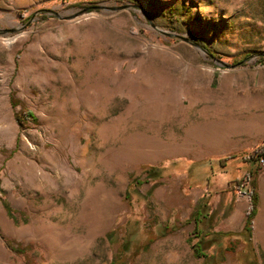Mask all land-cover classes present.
<instances>
[{
    "label": "rangeland",
    "instance_id": "rangeland-1",
    "mask_svg": "<svg viewBox=\"0 0 264 264\" xmlns=\"http://www.w3.org/2000/svg\"><path fill=\"white\" fill-rule=\"evenodd\" d=\"M262 58L264 0H0V264H212L254 192L264 264Z\"/></svg>",
    "mask_w": 264,
    "mask_h": 264
},
{
    "label": "trees",
    "instance_id": "trees-1",
    "mask_svg": "<svg viewBox=\"0 0 264 264\" xmlns=\"http://www.w3.org/2000/svg\"><path fill=\"white\" fill-rule=\"evenodd\" d=\"M213 57V56H211ZM264 60V58H262ZM242 63V61L237 62L236 64ZM228 159H232L231 156L224 158L222 161H226ZM249 160H254L256 166L260 164L262 161L264 163V144L256 148L248 157ZM255 181L252 183L253 188L255 187ZM258 197L255 192L252 194L251 198V206L246 213V219L244 222V226L240 233H223L212 230V214H210L207 210V205L202 204L195 209V211L191 214L190 221L194 223V229L191 236L188 239V243L190 244L191 250L193 251V255L196 258H203L205 262L211 261L212 264L217 260V257L221 259V253L210 256L208 254V250H210L213 246H219L221 251H230L231 245L229 243L222 247L220 246V242L223 239H234L237 241L239 237H242L246 240V242H251V225L252 220L256 215V206H257Z\"/></svg>",
    "mask_w": 264,
    "mask_h": 264
},
{
    "label": "crops",
    "instance_id": "crops-1",
    "mask_svg": "<svg viewBox=\"0 0 264 264\" xmlns=\"http://www.w3.org/2000/svg\"><path fill=\"white\" fill-rule=\"evenodd\" d=\"M241 208H242V206H240L239 209H241ZM241 210H242V209H241ZM238 224H239V213L236 212V213L233 215V217H232L230 220H228V221L226 222V225L229 226V227L234 228V227H236ZM232 230H233V229H232ZM241 230H242V227H241Z\"/></svg>",
    "mask_w": 264,
    "mask_h": 264
},
{
    "label": "water",
    "instance_id": "water-1",
    "mask_svg": "<svg viewBox=\"0 0 264 264\" xmlns=\"http://www.w3.org/2000/svg\"><path fill=\"white\" fill-rule=\"evenodd\" d=\"M182 40H187L186 38H183V37H180ZM197 48H199V49H201V50H203L202 48H200L198 45H195ZM204 51V50H203ZM205 52V51H204ZM206 53V52H205ZM220 64H222V65H224L223 63H220ZM239 65V64H238ZM226 67H228V66H226Z\"/></svg>",
    "mask_w": 264,
    "mask_h": 264
},
{
    "label": "built area",
    "instance_id": "built-area-1",
    "mask_svg": "<svg viewBox=\"0 0 264 264\" xmlns=\"http://www.w3.org/2000/svg\"><path fill=\"white\" fill-rule=\"evenodd\" d=\"M260 166L261 167H264V163L262 161L260 162Z\"/></svg>",
    "mask_w": 264,
    "mask_h": 264
}]
</instances>
